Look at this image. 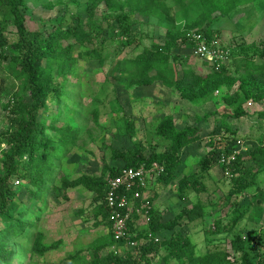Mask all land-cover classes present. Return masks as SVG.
Masks as SVG:
<instances>
[{
	"label": "trees",
	"instance_id": "16d2710c",
	"mask_svg": "<svg viewBox=\"0 0 264 264\" xmlns=\"http://www.w3.org/2000/svg\"><path fill=\"white\" fill-rule=\"evenodd\" d=\"M28 1L0 0V114L3 107L9 119V127L0 133V146L6 147L2 152L0 174V264H31L35 254L44 256L64 243V240L48 242L46 235L37 229L49 212V190L55 182H59L56 192L83 188L93 195L94 218L109 225L108 234L94 239L88 251H78L68 258L71 264H154L157 258H162L166 264H264V243L263 247L253 244L251 238L232 240L233 250L241 253L233 260L220 247L200 254L187 234L175 231L185 219L193 222L204 217L206 207L201 203L182 210L169 221H163L162 213L153 206L147 223L143 220V224V217L137 215L130 222V230L137 233L134 240L138 247L129 250L126 241L115 240L105 203L107 176L116 175L121 167L106 168L102 175L58 179L60 162L75 145L79 131L55 127L61 110L50 123L41 119L50 103L61 104L65 100L72 103V97L67 95V81L76 72L79 58L96 59L103 64L115 53L120 57L128 47L139 46L138 37L147 36L143 35L136 15L155 17L159 26H166L165 40L154 41L134 56L126 53L127 56L114 61L111 74L128 82L129 86L143 87L160 82L197 106L215 102L226 90L222 98L231 109L197 116L194 124L183 128L178 127L174 115L168 114L156 126V135L169 143L166 152L147 155L142 144L133 143V147L125 150L111 148V155L128 168L158 162L164 172L156 186L168 187L177 181L178 195L186 200L190 190H204L203 177L220 162L217 148L222 147L227 156L239 148L238 131L233 130L227 119L251 117L247 105L264 103V53L258 58L248 55L249 47L244 49L246 55L237 58L232 71L225 60L229 49L215 42L219 30H215L214 25L221 18L245 14L248 10L257 12L256 7L261 8L258 11L262 13L255 17L264 22V0H191L189 3L173 0L174 6L166 0H93L85 6L87 17L69 12L57 26L41 30H30L27 26ZM101 4L105 7L101 20H106L109 28L117 24L119 30L114 28L112 36L103 38L100 48L75 55L77 48L95 42L92 32L100 28L96 9ZM193 33L202 34L210 49L225 56L214 63L199 58L211 64L210 71L194 68L191 57L177 51L197 47L198 41L190 36ZM252 47L254 51L258 49L254 44ZM9 80L11 86L7 88ZM253 115L264 119V110ZM213 116L224 119L221 126L230 134L222 141L210 138L211 150L200 159L199 172L185 175L180 170L184 164L183 151L204 141L202 122H208ZM96 117L98 120V114ZM115 128L121 137L133 140L136 136V124L131 116L117 118ZM223 168L233 184L230 193L223 198V206L230 205L237 196H251L258 187L259 176L264 173V133L256 147L236 154L235 160ZM64 197L69 200L67 195ZM218 207L220 205L215 206ZM249 210V207L236 210L227 231L232 232ZM226 228L218 219L210 233L221 234ZM168 231L173 232L170 238L155 240L157 235ZM120 246L129 252L121 254Z\"/></svg>",
	"mask_w": 264,
	"mask_h": 264
},
{
	"label": "rangeland",
	"instance_id": "374dc122",
	"mask_svg": "<svg viewBox=\"0 0 264 264\" xmlns=\"http://www.w3.org/2000/svg\"><path fill=\"white\" fill-rule=\"evenodd\" d=\"M91 1L93 0H29L27 26L30 30H41L50 25L57 26L62 17L64 18L69 12L87 17L85 6ZM166 1L174 6L173 0ZM190 1L187 0L188 3ZM256 9L257 12L248 10L245 14L240 13L234 17L221 18L214 25V29L219 30L215 42L217 46L229 49V56L225 60L232 71L238 63L237 58L246 55L244 49L249 47L248 55L258 56V58L264 53V22L258 21V16L255 17L262 13L258 11L261 8L256 7ZM104 12V5H99L96 9V18L100 28L96 27L92 32L95 42L77 48L75 55L78 52L85 54L82 51L100 48L103 38L112 36L114 28L116 31L119 30L117 24H113L114 28H109L107 21L101 20ZM135 19L140 22L143 35H147L138 37L139 46L128 47L125 54L120 57L115 53L103 64L96 59L79 58L76 72L71 74L67 81V95L72 97V103L67 100L61 104L50 103L48 109L44 110L41 115L42 120L50 123L51 119L61 110L62 114L55 123V127H69L79 131L75 145L60 162L61 169L58 170V179H74L83 174L102 175L106 168L124 166L122 161L112 158L111 148L125 150L133 147V143H140L147 155L166 152L169 143L156 135V126L168 114L174 115L178 127L183 128L194 124L197 116L203 117L214 111L224 112L231 109L222 98L226 90L215 102L197 106L182 99L176 90L169 89L160 82L143 87L129 86L125 80L114 77L111 74L114 61L127 55L134 56L144 47H150L154 41L162 42L166 38V26H159L155 17L136 15ZM135 30L138 31L139 28L136 27ZM253 44L258 48L255 51L253 47L251 48ZM177 51L190 56L194 68L210 71L211 64H205L203 60L197 59L192 55V50L179 48ZM9 86H11L10 80L5 87L9 88ZM3 97L5 101L8 100L7 96ZM1 108L3 111L0 114V133L9 127L8 113L3 107ZM246 108L251 117L240 120L227 119L226 122L232 124L233 130L237 129L238 138L249 152L261 142L264 133V119L253 115L254 112L264 110V103H252ZM96 114H98V120ZM124 115L131 116L135 121L136 136L133 140L121 137L115 128L116 119ZM218 118L213 116L208 122H202L204 141L183 151L184 164L180 170L185 175L199 172L200 159L211 150L208 143L210 138L222 141L229 136L230 133L220 123L224 119ZM47 132L53 134L51 131ZM217 149L219 157L224 154L222 151L225 150L222 147ZM4 150H6L5 145L0 146V174L2 173L1 157ZM247 165L251 166V164ZM202 183L204 190L200 192L190 190L186 200L178 195L177 181L168 187H157V184H151L146 196L150 198L153 207L162 213L163 221L174 219L182 210L198 203L206 207L204 217L193 222L185 219L175 229V231L187 234L197 246L200 254L220 247L226 250L233 260L237 259L241 253L235 252L232 248V240L236 237L251 238L253 244L263 247L264 173L259 176L258 187L253 190L251 196H237L228 206H223V198L230 193L233 184L221 162L214 165V168L203 177ZM57 186L59 182H55L49 190L51 194L49 212L45 219L38 223L37 229L46 235L48 242L64 239L65 243L61 247L48 251L44 256L35 254L31 264H71L68 258L78 251H88V245L95 239L97 232L103 230L102 225H108L107 223L100 224L96 227L93 216L88 217V209L86 210L83 205H92L94 201V197L89 198L88 192L87 199L84 201V194L77 193V189L68 191L61 189L59 193L55 191ZM66 195L71 198L66 200L64 197ZM216 205L220 207L215 208ZM244 207H249V212L232 232H228L231 220L236 216L235 211L238 209L242 211ZM80 211H83V214ZM84 217L91 220L86 222ZM218 219H221L227 228L225 232L215 235L210 233V229ZM32 233H35V229ZM133 233L137 235L136 232ZM172 234L171 231L163 232L160 233V237L166 239ZM118 252L125 254L129 251L120 246ZM161 254L163 255L164 252ZM154 264L166 263L162 258H157Z\"/></svg>",
	"mask_w": 264,
	"mask_h": 264
},
{
	"label": "built area",
	"instance_id": "2783aa9c",
	"mask_svg": "<svg viewBox=\"0 0 264 264\" xmlns=\"http://www.w3.org/2000/svg\"><path fill=\"white\" fill-rule=\"evenodd\" d=\"M1 32V26H0ZM192 39L198 41L196 48L192 49L195 57L207 60L214 63L217 59H225L223 54L210 49L203 38L202 34H190ZM2 53V45L0 42V55ZM239 148L233 154L220 156V162L231 164L236 154L247 152L245 144L242 145L239 141ZM164 172L163 166L158 162H153L151 165H142L137 168H128L122 166L119 172L112 176H107V191L105 196V203L109 209V221L112 223V232L116 241H126V246L129 250H136L138 242L135 239L136 235L130 230V222L137 215L143 217L145 222L149 221V211L152 208V202L146 196L151 184H156L159 176ZM152 237V234H149ZM160 241L159 235L155 238Z\"/></svg>",
	"mask_w": 264,
	"mask_h": 264
},
{
	"label": "crops",
	"instance_id": "0c3cea01",
	"mask_svg": "<svg viewBox=\"0 0 264 264\" xmlns=\"http://www.w3.org/2000/svg\"><path fill=\"white\" fill-rule=\"evenodd\" d=\"M78 191H76L77 193L79 192V193H82V194H84L83 195V200L85 201L86 199H87V196H86V194H87V191L85 190V189H83V188H78L77 189ZM89 194V193H88ZM91 197H93V195H90L89 194V198H91ZM69 198H71V197H69ZM79 199V198H78ZM80 200V199H79ZM85 208H86V210L88 209V212H89V214L87 213V215H88V217L90 216V215H92L93 216V211H92V205H83ZM83 212V211H82ZM81 211H80V213H82ZM83 214V213H82ZM85 214V213H84ZM47 215V214H46ZM46 215H45V217H46ZM88 217H84L85 219H84V221H86V222H88V221H90L91 219H89ZM90 218H91V216H90ZM92 219H94L95 220V223H94V226H96V227H98V224L100 223V221H99V219L98 220H96L95 218H94V216H93V218ZM92 222V221H91ZM101 224V223H100ZM103 227L101 228V229H103L101 232H97V235H96V237H95V239L97 238H100V237H102V236H104V235H107L108 234V232H109V225H102ZM62 240H64V239H62ZM64 243H65V240H64ZM64 243H62V245L61 246H63V244ZM60 246V247H61ZM89 246V245H88ZM51 251V250H50Z\"/></svg>",
	"mask_w": 264,
	"mask_h": 264
}]
</instances>
